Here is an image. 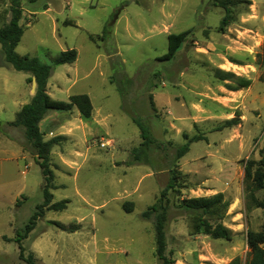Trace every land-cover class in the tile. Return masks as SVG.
<instances>
[{"label": "rangeland", "instance_id": "1", "mask_svg": "<svg viewBox=\"0 0 264 264\" xmlns=\"http://www.w3.org/2000/svg\"><path fill=\"white\" fill-rule=\"evenodd\" d=\"M224 10L214 0H20L22 35L15 50L46 63L74 48L75 61L55 66L47 80L54 99L86 93L89 118L75 107L51 110L40 125L50 149L52 201L22 243L37 264H160L154 253V215L141 212L165 204V254L171 264H227L244 260L246 230L264 224V208L245 196L242 159L264 149V66L257 63L264 41V0ZM0 0V26L10 18ZM70 19L74 23H65ZM188 30L174 56L163 60L167 34ZM90 35L93 38H90ZM251 79L229 90L215 69ZM30 74L14 69L0 45V264H18L14 240L42 202V174L23 127L11 121L34 94ZM239 111L240 115H236ZM237 124L224 126L230 118ZM133 118L153 142L141 145ZM188 151L176 158L187 138ZM111 144L99 146V140ZM135 148H138L134 151ZM222 192L229 202L224 225L231 239L190 235L189 213L180 199ZM264 200V188L255 192ZM132 202V210L123 204ZM59 222L64 228L54 224Z\"/></svg>", "mask_w": 264, "mask_h": 264}, {"label": "trees", "instance_id": "2", "mask_svg": "<svg viewBox=\"0 0 264 264\" xmlns=\"http://www.w3.org/2000/svg\"><path fill=\"white\" fill-rule=\"evenodd\" d=\"M10 18L0 26V45L2 48L5 61L14 69L24 71L30 74L29 80H34V94L27 103H24L15 113L14 119L11 121L13 125L23 127L26 139L32 144L35 150L37 163L42 174V202L37 204L35 210L30 216L28 222L24 225L23 231L18 232L14 240L18 248V264H37L36 257L31 250H27L22 240L34 228L36 221L44 214V209H63L66 207L67 199L52 201L53 187V171L50 167V149L58 139L57 136L45 140L43 132L39 127V122L51 110L68 111L75 107L81 117L89 118L92 112V103L86 93H75L68 97V101L58 100L51 97L46 89L47 80L55 66L71 63L75 61L77 52L74 48H68L60 51L52 60L51 63L42 61L37 56L20 55L16 52L15 47L22 35V26L19 23L22 9L20 0H9ZM216 5H219L224 10V15L220 21L219 29L223 30L232 20L233 7L241 3H250L249 0H214ZM65 23H74L70 19H65ZM188 30L180 32H171L167 34V50L160 58L163 60L170 59L174 56L180 44L184 41L188 34ZM90 38H93L90 35ZM262 51L258 53L257 63L264 66V41L261 46ZM215 76L220 80H229L234 84H227L229 90H237L241 87H247L251 83V79L236 75L231 71L215 69ZM236 115H240L236 111ZM237 118L233 117L225 120L224 126H233L237 124ZM133 121L139 128L142 137L141 145L147 146L153 142L145 125L140 119L133 118ZM205 139L203 134L193 135L187 138V141L176 149V158L183 156L189 148V143L197 140ZM138 148H135L136 151ZM264 151V149H263ZM244 164V184L245 196L250 206L264 208V200L256 197L255 192L264 188V152L259 159L246 158L242 159ZM178 175L173 173L166 187L160 191V200L165 198V204H162L161 209L157 210L155 206L143 210L141 215L148 217L151 213L154 215V253L160 260V264H171L170 258L165 254V221H166V191L168 188H174L177 183ZM180 207L189 213L187 220L188 233L190 235L203 233L214 238L231 239L232 230L224 225L223 220L229 206V202L225 199L224 194L220 191L203 196H189L185 199H180ZM126 211L132 210V202L123 204ZM54 224L60 228H64L59 222L54 221ZM246 245L247 252L244 260L239 257H234L227 264H264V224L261 229L246 230Z\"/></svg>", "mask_w": 264, "mask_h": 264}, {"label": "built area", "instance_id": "3", "mask_svg": "<svg viewBox=\"0 0 264 264\" xmlns=\"http://www.w3.org/2000/svg\"><path fill=\"white\" fill-rule=\"evenodd\" d=\"M111 144V141H110V139H108V140H103V139H100L99 140V146H107V145H110Z\"/></svg>", "mask_w": 264, "mask_h": 264}, {"label": "crops", "instance_id": "4", "mask_svg": "<svg viewBox=\"0 0 264 264\" xmlns=\"http://www.w3.org/2000/svg\"><path fill=\"white\" fill-rule=\"evenodd\" d=\"M22 105H23V104H22ZM22 105H21V106H22ZM21 106H20V107H21ZM44 119H45V117L39 122V127H40V125L42 124V122H43Z\"/></svg>", "mask_w": 264, "mask_h": 264}, {"label": "water", "instance_id": "5", "mask_svg": "<svg viewBox=\"0 0 264 264\" xmlns=\"http://www.w3.org/2000/svg\"><path fill=\"white\" fill-rule=\"evenodd\" d=\"M33 80V79H32ZM33 82H34V80H33ZM34 84H35V82H34Z\"/></svg>", "mask_w": 264, "mask_h": 264}]
</instances>
